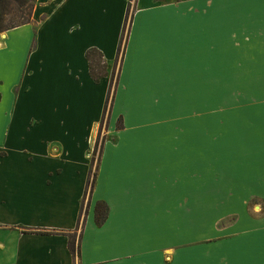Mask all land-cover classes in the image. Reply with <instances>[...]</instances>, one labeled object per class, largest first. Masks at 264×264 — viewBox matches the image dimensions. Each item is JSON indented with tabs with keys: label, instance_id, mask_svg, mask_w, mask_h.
Wrapping results in <instances>:
<instances>
[{
	"label": "crops",
	"instance_id": "1",
	"mask_svg": "<svg viewBox=\"0 0 264 264\" xmlns=\"http://www.w3.org/2000/svg\"><path fill=\"white\" fill-rule=\"evenodd\" d=\"M93 48L107 64L99 82L86 57ZM42 55L60 62L58 73L49 76ZM1 61L0 264H264V212L245 206L264 207V0H37L31 23L0 33ZM113 72L107 139L94 162L87 142L73 188V162H58V149L51 156L32 141L26 109L39 82L49 99L58 80L75 85L80 96L68 101L81 111L85 88L105 86L98 138ZM123 85L130 92L120 96ZM206 131L209 166L219 149L225 168L224 191L214 170L210 197L223 193L224 215L234 220L221 237L190 242L185 209L200 199ZM92 168L74 257L69 240ZM98 201L109 208L101 226Z\"/></svg>",
	"mask_w": 264,
	"mask_h": 264
},
{
	"label": "rangeland",
	"instance_id": "2",
	"mask_svg": "<svg viewBox=\"0 0 264 264\" xmlns=\"http://www.w3.org/2000/svg\"><path fill=\"white\" fill-rule=\"evenodd\" d=\"M56 46L59 47L57 44ZM25 49L26 46L24 44L19 48V50L23 52H25ZM42 57L46 59V67L51 68L48 71L49 76L50 74L54 75L58 73L52 68L59 66L60 62L51 59L48 55H42ZM1 63L2 61L0 62V65ZM4 73L5 71H2L0 66V80L3 79V75H6ZM58 76L61 75L59 74ZM58 84L59 85H57L55 89L52 88V98L49 99L45 92L48 88L39 82L38 86L35 88V91L37 92V94H35L36 98L33 102H29V107L26 109L28 115L27 120H29L23 125L26 128V131L32 135V141L38 144L40 148H42V143H44L47 147L45 151L49 152L51 156L54 154L55 150L58 149L61 153L57 156L58 162H73V166L70 165L69 167V164L67 165V170L74 171V177L70 179L73 180V188H77L79 179L76 178L77 175L75 174L77 171H82L83 168H81V166L87 164L88 161L85 153L87 149L86 144L88 142V150L91 148V150H93V147L96 145L99 129V125L97 124H99L103 106L102 98L100 97L102 96L105 86L102 87L100 85L94 90H90L89 87L85 88V94L83 93V95L88 98L89 104L85 110L81 111L77 106L74 104L71 105L68 101L70 100V97L77 99L80 96L76 91L75 85L70 84V82L65 81L64 79L58 80ZM2 87L4 86L0 83V89ZM129 88V86L125 87V85H123L119 93L120 96L125 94V92H130ZM118 107L123 111L122 113L126 114L128 108L124 106V103L119 101ZM220 109H223L221 104L218 105V110ZM0 112L2 111L0 110ZM36 121L38 123H36ZM106 127L107 124L105 123L101 140L107 139ZM66 130L69 134H66ZM207 133L208 132L206 131V136H202L200 140V145L202 147L200 151L201 161L199 167L201 180L200 199L195 200L193 207L185 209L184 236L185 240L190 242L192 239H200L204 243L215 240L216 238L221 237L220 232L222 231L220 230L224 228V224L234 220L233 217L226 218L224 215L223 193L222 196H218L217 194L216 197L214 195L210 197L209 180L214 177V170L216 173L217 189L218 191H224L225 168L223 160L224 152L219 149L217 151L216 167L209 166L210 151ZM219 134H223V130H218V135ZM114 139H116V136L112 135L110 143L114 144ZM219 139L223 142V135L219 136ZM27 141L30 142L29 137H27ZM109 152V156L113 155V151L109 149ZM97 157L98 155L96 154L95 159H97ZM94 174L95 168H92V173L90 175L91 180H93ZM231 202L227 205H230ZM245 206L252 213L255 211L260 213L264 212V207L262 206L261 208L260 205L256 206L255 200H245Z\"/></svg>",
	"mask_w": 264,
	"mask_h": 264
},
{
	"label": "trees",
	"instance_id": "3",
	"mask_svg": "<svg viewBox=\"0 0 264 264\" xmlns=\"http://www.w3.org/2000/svg\"><path fill=\"white\" fill-rule=\"evenodd\" d=\"M36 1L37 0H0V33H3L10 29H14L19 26L31 23ZM130 12H131V7H129L128 13L126 16V20H125V24H124V28L122 32V38H121L120 46L118 49V58L123 56L124 51H125V47H126L125 39L127 37V31H128L127 27H128ZM86 57L89 62L90 75L95 82H99L102 78L108 76L107 64L100 51L93 48L87 52ZM114 75H115V72H113L111 75L112 76L111 83H110L107 97H106L104 116L102 118L98 138H97L96 145L93 151V157H92L93 162H94L96 154L98 155L97 159L99 158L102 148H103V144L105 142L104 139L101 140V135H102V131L104 129L105 123L106 124L108 123V117L111 113L112 105L115 99L116 86L114 83V80H115ZM120 128L122 127L119 126L118 129ZM94 185H95V174L93 175V180L89 178L88 183H87L84 200L82 202V209H81L80 220L78 223V228L75 231V233L70 236L69 248L72 254L74 255V257L79 255V245L78 244H79L80 237L82 234L81 233L79 236L77 231L78 229H82L84 225V221L82 217H84V215L88 211L87 206H85V200H86V197H88V195L92 194ZM108 210H109L108 205L104 201H98L96 203L95 222L98 226H101L106 220L107 215H108Z\"/></svg>",
	"mask_w": 264,
	"mask_h": 264
}]
</instances>
